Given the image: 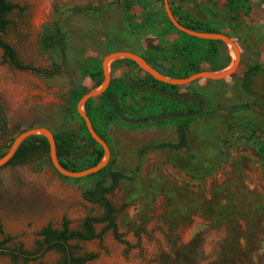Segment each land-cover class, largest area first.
Listing matches in <instances>:
<instances>
[{
    "label": "rangeland",
    "instance_id": "rangeland-1",
    "mask_svg": "<svg viewBox=\"0 0 264 264\" xmlns=\"http://www.w3.org/2000/svg\"><path fill=\"white\" fill-rule=\"evenodd\" d=\"M8 1L23 10L6 15L9 24L0 33L2 39L24 64L54 73L12 68L1 61L0 49V153L20 131L46 127L71 139L63 160L87 168L94 144L78 118L74 98L101 81L94 85L85 68L96 60L100 68L109 51L132 50L157 59L163 70H180L177 58L158 53L177 36L163 33L162 0H132L126 12L124 0ZM225 1L167 0L175 12L236 25L235 30L222 29L239 49L234 71L220 80L197 78L177 85V92L196 95L178 103L196 110L185 127L176 117L140 128L98 125L109 147V168L123 175L106 197L117 229L131 247L115 240L110 230L87 241L69 240L75 254L94 253L84 264H264V161L257 153L262 137L247 125L264 130V0L247 2L250 15L241 9L229 12ZM54 26L65 33L69 53L41 46V37ZM233 56L228 44L218 45L215 60L201 61L199 67L215 71V64L227 58L230 63ZM253 63L262 71L245 90L242 75ZM108 69L110 77L125 83L146 79L145 72L124 58L111 61ZM130 101L141 103L142 92L135 91ZM238 104L247 107L227 111ZM211 110L214 114L207 115ZM162 143L166 145L138 151L144 144ZM25 144L35 149L0 166V241L9 236L4 246L21 243L33 250L41 228L60 229L65 218L69 229H79L84 217L101 216L103 207L82 197L99 175L62 176L51 166L42 142L28 139ZM103 226L95 223L94 232ZM60 258L50 249L35 261L17 264H57ZM0 264L14 263L0 255Z\"/></svg>",
    "mask_w": 264,
    "mask_h": 264
},
{
    "label": "trees",
    "instance_id": "trees-1",
    "mask_svg": "<svg viewBox=\"0 0 264 264\" xmlns=\"http://www.w3.org/2000/svg\"><path fill=\"white\" fill-rule=\"evenodd\" d=\"M184 2L185 0H179ZM132 0L123 1V11L126 12L130 9ZM224 6L229 12H236L241 9L244 15H247L250 11V5L247 0H226ZM16 9L21 12L23 8L16 3L8 0H0V33L5 31L6 26L9 24V20L6 15L12 10ZM172 14L178 20L180 24L186 28L193 30L223 33L222 29L228 28L229 30H235L236 25L234 23L218 22L214 24L213 20H203L202 18L192 17L187 12H175L171 9ZM165 35L169 33H176L177 36L169 41L167 47L159 50V56L161 57H174L180 61L181 67L179 71H172L171 69L163 70L157 59L150 60L144 55L142 58L153 68L160 73L168 77H185L191 73L201 71L199 67L201 61L213 62L218 52V45L224 47L225 44L219 40H209L196 38L194 36L187 35L181 31L175 29L169 20L163 15ZM225 34V33H223ZM41 46L44 48H59L65 54L69 53V46L66 40L65 33L58 27L54 26L49 33L43 35L40 39ZM0 49H1V61L12 68H16L23 71H32L35 73H41L42 75H51L54 71H41L37 68L24 64L19 60L12 47L5 42L0 34ZM134 52L132 50H128ZM111 52V51H109ZM135 53V52H134ZM96 60V59H95ZM127 62L133 64L131 60L124 59ZM97 61V60H96ZM94 62L89 68H85L87 76L94 81V85H98L102 80L101 70L97 62ZM229 63V59H225L223 62L215 64L213 70L224 68ZM262 68L259 64L253 63L245 69L242 75L241 85L243 89L248 90L250 81L254 74L261 72ZM146 79L132 81L125 83L118 77H110L109 83L106 89L94 98L88 99L84 105L83 110L88 116L91 125L95 132L105 141L104 134L98 129V125L101 123L107 124L114 122L129 128H140L150 126L152 124H158L162 119L154 122L144 123L143 120L147 117L154 116L161 113H182L184 117L174 118L179 122L181 127H185L188 122L193 118L190 114L196 113L195 109L182 108L178 106L180 100L195 98V94H181L177 92V85H170L166 83L154 80L148 74H145ZM135 91L142 92V102L138 105L133 104L130 101L132 94ZM84 91L78 92L74 98L76 99L83 94ZM74 103L72 106H74ZM246 104H238L228 108L227 111L232 112L239 109H245ZM214 110H211L207 115L212 116ZM82 123L83 129L86 135L89 137L91 143L94 144V149L86 167L95 165L102 158L101 147L94 142L86 131L82 119L78 116ZM1 127L3 128L4 121L1 117ZM252 131H257L262 137L257 145V153L259 157L264 161V130L257 125L249 122L247 124ZM54 139L55 154L59 164L68 170L75 171L82 169L74 165L68 164L63 160V157L67 153V148L70 146L71 139L68 135L64 134H52ZM39 140L45 147L47 142L41 135H32L24 139L14 151L11 158L4 164L8 165L17 159L25 158L34 149L35 145L25 143L27 140ZM106 142V141H105ZM166 144H144L139 148V153H144L148 150H155L160 146ZM4 153V152H3ZM0 153V156L3 154ZM91 175H99L98 178L91 187L82 191V197L88 202L98 203L103 207V214L101 216H86L82 219L79 229H69L68 221L63 218L61 221L60 229H52L48 225L41 228L37 235L41 237L40 240L35 241V248L33 250H26L21 243L14 244L12 246H4V243L10 242L11 237L3 236L0 241V255H7L14 264L20 260L22 262L35 261L39 259L44 252L52 249L61 255L57 264H84L87 261L92 260L95 255L92 252H84L83 254H75L68 244L71 239L87 241L100 237L104 230H110L112 237L130 248L131 245L122 238L121 233L118 231L114 220V208L110 201L106 197V194L116 185L117 181L123 177V175L117 170H111L109 168V161L104 167ZM87 177V176H86ZM108 179L109 183L105 184V180ZM95 223H104L103 229L99 233L94 232L93 225ZM0 235H3V231L0 228ZM41 264V263H39Z\"/></svg>",
    "mask_w": 264,
    "mask_h": 264
},
{
    "label": "water",
    "instance_id": "water-1",
    "mask_svg": "<svg viewBox=\"0 0 264 264\" xmlns=\"http://www.w3.org/2000/svg\"><path fill=\"white\" fill-rule=\"evenodd\" d=\"M162 4H163V10H164L166 18L169 20V22L172 24V26L175 29L187 35L194 36L196 38L219 40L225 45L229 44L234 53V59H232L231 62L227 66L219 70H215V71L201 70L198 72L191 73L185 77L172 78V77L165 76L164 74L157 71L155 68L150 66L140 55L136 53H133L127 50H115V51L108 52L101 58V61H100V68H101V74H102L101 83L99 84L98 87L85 91L78 98L75 104V110L78 116L82 119L87 133L89 134L90 138L94 142H96L102 149V158L100 159V161L96 163L95 165H92V166H89L87 168L80 169V170L71 171V170L65 169L59 164L57 160V157L55 154V146H54V139H53L52 132L46 127H32V128H28V129H24L20 131L12 139L7 150L0 156V166L4 165L11 158L16 148L19 146V144L24 139L32 135L39 134L43 136L47 142L48 158H49L51 166L60 175L65 176V177H70V178H79V177H83L89 174H93L97 172L98 170H100L102 167H104L109 160V155H110L109 147L106 144V142L103 139H101L100 136L93 129L88 116L83 110V105L88 99L100 95L106 89L109 83V80H110L108 64L115 59H119V58L129 59L134 64H136L143 72L151 76L154 80H157L162 83L170 84V85L186 84L197 78L220 80V79L227 77L234 71V69L237 66L238 60H239V49L236 43L228 35L222 34V33H214V32L212 33V32H205V31H199V30H193L190 28H186L185 26L180 24L178 20L174 17V15L172 14L170 10L167 0H162ZM191 115L193 114H190L189 116ZM184 116L185 114H182V113H163V114H157L154 116L147 117L143 120V122L149 123V122H154L159 119H163L167 117H184Z\"/></svg>",
    "mask_w": 264,
    "mask_h": 264
},
{
    "label": "crops",
    "instance_id": "crops-1",
    "mask_svg": "<svg viewBox=\"0 0 264 264\" xmlns=\"http://www.w3.org/2000/svg\"><path fill=\"white\" fill-rule=\"evenodd\" d=\"M255 0H247V2H254ZM250 13H252V10H250L249 11V13H248V15H250ZM169 36V38H173L175 35L174 34H170V35H168Z\"/></svg>",
    "mask_w": 264,
    "mask_h": 264
},
{
    "label": "bare ground",
    "instance_id": "bare-ground-1",
    "mask_svg": "<svg viewBox=\"0 0 264 264\" xmlns=\"http://www.w3.org/2000/svg\"><path fill=\"white\" fill-rule=\"evenodd\" d=\"M228 45H229V44H228ZM229 46H230V45H229ZM230 50H231V52H233L232 49H231V47H230ZM233 55H234V53H233ZM233 57H234V56H233ZM233 59H234V58H233Z\"/></svg>",
    "mask_w": 264,
    "mask_h": 264
}]
</instances>
